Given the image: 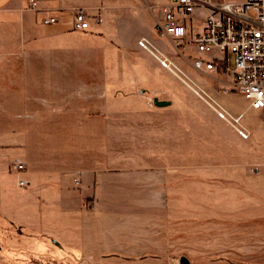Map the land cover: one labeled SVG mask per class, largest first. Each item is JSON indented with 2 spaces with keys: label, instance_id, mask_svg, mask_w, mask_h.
I'll list each match as a JSON object with an SVG mask.
<instances>
[{
  "label": "rangeland",
  "instance_id": "obj_1",
  "mask_svg": "<svg viewBox=\"0 0 264 264\" xmlns=\"http://www.w3.org/2000/svg\"><path fill=\"white\" fill-rule=\"evenodd\" d=\"M96 46L67 93L30 82L38 121L0 114V264H264L261 137L192 81L181 55ZM218 73L202 76L235 92Z\"/></svg>",
  "mask_w": 264,
  "mask_h": 264
},
{
  "label": "crops",
  "instance_id": "obj_2",
  "mask_svg": "<svg viewBox=\"0 0 264 264\" xmlns=\"http://www.w3.org/2000/svg\"><path fill=\"white\" fill-rule=\"evenodd\" d=\"M224 1L241 3L244 0ZM164 2L165 0H40L41 7L56 9L54 14L58 19L56 25L43 26L39 23V14L27 10V0H0V114L4 115V124L5 121L22 123L23 114L25 121L37 120V107L32 106V99L37 95L30 91L36 90V84L30 82L45 77L52 80V85L59 86L60 91L63 89L62 93H67L69 88L72 89V83L68 80L82 76L83 53L90 54L91 50H97L96 45L106 43L107 40L114 43L116 48L118 46L130 52L138 51L137 42L144 40L155 55H180L172 40L158 37L153 30L159 16V7ZM74 8H84L88 10V14L100 16L102 25L93 26L87 31H74L69 24ZM205 15V11L196 10L189 16L181 17L190 34L202 30ZM91 30L102 35L86 36ZM162 39L168 41L173 52L166 47L161 48ZM186 56L194 57L195 53L187 52ZM180 59L179 65L187 70L193 82L195 80L198 86L218 99L231 118L237 117L238 123L250 136L254 133L264 142V109L249 107L237 91L217 93L203 74L196 72L182 56ZM218 71L206 73L218 76ZM231 83L229 78L226 85L230 86ZM40 105L43 106V103Z\"/></svg>",
  "mask_w": 264,
  "mask_h": 264
},
{
  "label": "built area",
  "instance_id": "obj_3",
  "mask_svg": "<svg viewBox=\"0 0 264 264\" xmlns=\"http://www.w3.org/2000/svg\"><path fill=\"white\" fill-rule=\"evenodd\" d=\"M159 8V16L153 26L158 37L172 40L175 50L196 72H224L231 78L235 92L243 96L249 107L264 109V0H244L241 3L165 0ZM27 10L39 14V23L43 26L58 24L52 11L39 7V0H27ZM196 10L205 11V24L200 32L190 34L181 17ZM101 23L100 16L88 14L84 8L72 11L70 25L74 31H87ZM138 45L143 49L147 47L144 40H140ZM191 51L195 56H186ZM162 64L165 65L164 62ZM240 135L247 137L242 132ZM12 170L17 175L25 172L22 163L15 164ZM26 184L24 178L17 179L18 187Z\"/></svg>",
  "mask_w": 264,
  "mask_h": 264
},
{
  "label": "water",
  "instance_id": "obj_4",
  "mask_svg": "<svg viewBox=\"0 0 264 264\" xmlns=\"http://www.w3.org/2000/svg\"><path fill=\"white\" fill-rule=\"evenodd\" d=\"M152 103L155 107H161V108L170 104V102L168 101L165 100L159 101L156 98L153 99ZM178 264H189V261L185 256H183L179 258Z\"/></svg>",
  "mask_w": 264,
  "mask_h": 264
},
{
  "label": "bare ground",
  "instance_id": "obj_5",
  "mask_svg": "<svg viewBox=\"0 0 264 264\" xmlns=\"http://www.w3.org/2000/svg\"><path fill=\"white\" fill-rule=\"evenodd\" d=\"M145 51H147V52H149L151 55H153L154 57L156 56L154 53H153V51L151 50V48H149V47H146V49H144ZM157 57V56H156ZM165 63V62H164ZM165 65H166V67H168L169 69H170V65H167L166 63H165ZM186 85H187V87L188 88H190V89H193L188 83H186ZM194 91V93H196V94H198L195 90H193Z\"/></svg>",
  "mask_w": 264,
  "mask_h": 264
}]
</instances>
